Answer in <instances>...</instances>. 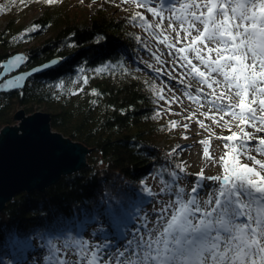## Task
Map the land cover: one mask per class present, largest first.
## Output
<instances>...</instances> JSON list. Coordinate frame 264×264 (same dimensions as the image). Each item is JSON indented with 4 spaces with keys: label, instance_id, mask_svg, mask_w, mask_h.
Here are the masks:
<instances>
[{
    "label": "snow or ice",
    "instance_id": "6c2138e0",
    "mask_svg": "<svg viewBox=\"0 0 264 264\" xmlns=\"http://www.w3.org/2000/svg\"><path fill=\"white\" fill-rule=\"evenodd\" d=\"M132 2L154 18L149 23L136 12L132 19L138 17L139 26L168 49L172 71L182 70L179 82L187 77L200 86L193 95L186 85L184 96L197 111L207 107L200 115L231 133L216 137L226 150L218 161L209 155L208 141L200 142L204 157L221 164L222 174L206 177L201 169L189 179L183 162L161 165L158 191L142 180L125 200L85 205L78 214H67L71 218L53 216L30 230H11V259L0 264H27L25 254H38L41 264H264V159L257 158L264 157V137L256 135L264 133V0ZM153 56L164 63L160 55ZM22 59L12 58L7 69ZM154 71L160 75L162 69ZM22 79H9L2 87L17 88ZM81 79L88 83L87 76ZM156 94L165 100L163 88ZM165 102L179 101L174 96ZM197 123L215 136L203 120ZM168 155H177L176 149ZM97 224L106 227L89 233Z\"/></svg>",
    "mask_w": 264,
    "mask_h": 264
},
{
    "label": "trees",
    "instance_id": "16d2710c",
    "mask_svg": "<svg viewBox=\"0 0 264 264\" xmlns=\"http://www.w3.org/2000/svg\"><path fill=\"white\" fill-rule=\"evenodd\" d=\"M33 6L40 10L36 18H19ZM119 12L109 0H0V64L17 52L27 56L21 70L58 59L22 90L0 93V129L13 124L18 109L27 115L46 112L53 130L90 149L81 170L44 192L22 193L7 203L0 214V259H11V230H30L53 216L71 218L67 214L85 205L125 200L161 165L179 162L168 155L181 134L160 106L156 93L162 86L153 59L146 58L148 39L139 18L132 19L136 12Z\"/></svg>",
    "mask_w": 264,
    "mask_h": 264
},
{
    "label": "water",
    "instance_id": "95a60500",
    "mask_svg": "<svg viewBox=\"0 0 264 264\" xmlns=\"http://www.w3.org/2000/svg\"><path fill=\"white\" fill-rule=\"evenodd\" d=\"M16 56L23 59L17 67L7 69ZM26 57L24 52H17L1 62L0 93L22 90L31 76L58 64V59H54L29 70H21ZM17 76H23L17 88L2 87L5 81ZM14 118L20 121L18 127L5 126L0 131V213L17 195L44 192L47 187L58 183L63 175L81 170L87 165L90 154V149L83 144L54 132L49 113L39 111L27 115L20 109Z\"/></svg>",
    "mask_w": 264,
    "mask_h": 264
},
{
    "label": "rangeland",
    "instance_id": "374dc122",
    "mask_svg": "<svg viewBox=\"0 0 264 264\" xmlns=\"http://www.w3.org/2000/svg\"><path fill=\"white\" fill-rule=\"evenodd\" d=\"M77 1L85 2L88 4H95V3H102L107 0H77ZM109 2L117 10H119L120 11L119 13L121 14L130 15L131 13L139 12L146 17L149 23L153 22L154 18L152 17V15L148 13L146 9L138 8L136 6V3H133L132 0H128L127 3H125L124 0H109ZM39 12L40 10L37 9V7L33 6L26 11V14L25 12H23V15L19 18L32 20L36 18V16H38ZM165 15L168 14L165 13ZM2 22L3 20L0 19V24ZM167 24L168 21L165 20L164 21L165 28H167ZM140 29L142 31L141 33L144 34V36L148 39L147 43L149 46V51L147 52L148 54H146V58L153 59V68L162 69V72L159 75V77H160L161 86L163 88V95L165 97V100H171L175 96L176 98H178L179 101L169 105L165 102V100H163L160 104L166 116H168L169 118L171 117L173 122H176V127L174 128L176 132L181 134V137L177 139L176 143L169 145L170 152H172L174 148L176 149L177 155L175 156L177 157L179 162L184 163L187 173L190 174L189 179L193 178L197 173L201 171V169L204 170V176L206 177L222 174L223 168L221 164L213 163L212 160H208L204 157L205 145L201 144L200 142L205 140L208 141L207 146L209 148V155L213 158V160L218 161L220 157L224 155V152L226 150L223 147L224 141L221 139H217L216 137L228 136L231 133L227 129L216 127L214 124H212L211 120L205 119L203 116L200 115V111H207V107L200 109V111H197L198 106L184 96V91L187 90L186 85H189L191 87V91L193 95L196 94L195 93L196 88L200 86L195 81L187 77H185V83L181 84L179 81L182 70L177 68L176 71H172L173 62H172V58L168 56V49L163 44H159L157 40L151 35H149L147 32H145L142 27ZM170 35L173 38L172 42H175L174 40L175 33H170ZM179 46L180 45H178V47ZM153 52H155L157 55H160L161 60L164 61L162 65L157 63L155 57L153 56ZM19 110L20 109H18L17 111ZM15 112L13 113L15 114ZM194 112L196 113V115L192 119H186ZM225 118L229 119V117H225ZM197 120H203L204 124L212 129V131L215 133V136H212L211 133L206 130V128H201L197 123ZM19 124L20 121L14 118L13 124L10 126L18 127ZM184 124H188L187 129L184 128ZM3 128L4 127H2L0 131ZM233 130L234 131L236 130L235 127H233ZM246 130L249 132L253 131V129L251 128H247ZM53 131L55 132V130ZM256 135L258 137H264V133H257ZM184 137L187 138L185 139ZM252 143L255 144L257 143V141H252ZM177 146L180 147L178 148ZM181 148H183V151H181ZM252 155H256V153L253 152ZM257 158L264 159V157L261 156H257ZM243 162H247L251 165L250 161H243ZM262 175H264V173H262ZM206 183H212V182L206 181ZM146 184L149 185V187H151L154 191H158L160 187L159 177L157 175L150 176L148 179H146ZM190 186L191 185H189V187ZM95 229L97 230V227L94 228V230ZM90 232L91 230H89V233ZM92 240L93 242H95L94 238H92ZM33 260L36 261V264H41V258L38 254H31V255L28 254L27 264H32Z\"/></svg>",
    "mask_w": 264,
    "mask_h": 264
}]
</instances>
